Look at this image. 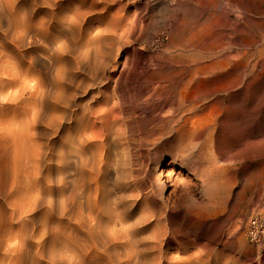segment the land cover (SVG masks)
Instances as JSON below:
<instances>
[{
    "label": "rangeland",
    "instance_id": "rangeland-1",
    "mask_svg": "<svg viewBox=\"0 0 264 264\" xmlns=\"http://www.w3.org/2000/svg\"><path fill=\"white\" fill-rule=\"evenodd\" d=\"M179 1L155 0L145 4L139 2V0H65L62 6L63 12L57 15L58 18H64L65 15L67 17L64 31H62L63 29L57 32L51 31L53 35L51 37L55 36L56 39L53 38L52 40L50 53L62 56L61 59L64 62L66 61V65L62 63L63 68H66L64 72H68L67 74L71 72L70 75L74 78V81L86 79V77L90 76L89 73L93 71L100 78H104V83L110 85L108 95L109 97L111 96V102H115L116 106L120 104L118 105L120 108L116 107L118 112L121 111L119 116L123 113L125 116L122 115L120 117L124 118L127 116V119L124 118L126 121L119 117V120H122L126 126H123L122 121L116 123L114 126L115 135L113 134L109 139L108 147H101L104 149L103 152H101L102 149L100 150V147L97 146L98 148H96L94 145H86V147L81 148L77 143L75 148L76 150H82L80 151V157L84 154L83 159H81L84 163H89V165H91L92 160L90 159H92V155H94L96 160L101 153L102 157H105L106 168L103 167L104 169L100 176V180H104V182L101 181L102 185L108 187H104V189L102 187L103 191L100 194V196H105L106 194L103 197L107 199L101 197L102 201L105 200V204L110 200L116 202L115 199L123 195L121 191L125 190L123 196L130 194L132 197L133 193L138 195L137 197H135L136 195L133 196L132 200L128 198L130 196H126L128 199L126 197L125 199L123 198L125 210L126 212L130 210L128 211L129 213L127 212L130 216L138 217L139 215L137 214L139 213L141 215L151 212L152 215L161 217L159 224H165V228L161 230H166L168 237L161 246L162 254H160V257L161 255L163 257H161L160 264H264V246H256L249 243L245 235L246 223L250 216L255 213L264 216V0H204V3L201 0L197 4V9L188 14L179 9ZM34 2L39 1L34 0ZM32 3L33 0H18L15 4H17V8L23 6L25 9L32 10L31 8H33L34 4ZM0 9H3L0 10V18H2L1 16L5 15L6 12V0H0ZM35 9L38 12L32 18L33 20L29 22L31 24L29 36L31 35V41H34L35 45L27 47L26 51L28 53L31 52L29 54L32 56L35 54L34 60H38V62L33 60L31 62L32 67L25 66V68H30L31 72H35L34 74L41 73L40 75H43V73H47L46 68H48L46 66L48 63L44 60L47 58L46 56L44 57V53L47 50L36 34L39 33V26L42 23L41 19L44 17L46 10L39 5ZM70 20L73 22H69ZM206 23L208 26L204 25ZM33 24L34 27H32ZM97 29L98 31H95ZM71 30H73L74 34L70 32ZM165 30L169 32L168 41L160 49H153L151 43L154 37ZM79 32L83 33L79 35ZM85 32L90 34V36H84ZM96 33L99 35L97 34L96 36ZM80 37L82 38L80 39ZM58 41H61L60 45ZM86 41L87 43H84ZM61 43L66 46L64 47ZM61 45L63 47H60ZM70 45L77 47V51H75L77 53L73 51L75 47H71L73 48L71 49ZM59 47L60 49L63 48L62 52L58 50ZM8 48L10 51L6 54L9 56L6 55L4 57L6 59L2 61L10 66L14 62L19 65L15 59L18 58L19 50V54H21L24 49L13 46ZM64 48H66V52ZM11 52L13 59L10 57ZM75 59L77 61L81 60V66L83 67L76 70L74 68ZM41 61L42 63H39ZM33 62L36 67H34ZM68 63L70 66H68ZM25 64L30 65L28 60ZM43 64H46V67ZM92 67L93 70L90 69ZM217 69L220 71H217ZM77 77L80 79H77ZM234 77H237V80ZM4 81L9 90H12L9 93L16 95L15 91L17 88L14 85L9 86V78H3L2 82L4 83ZM210 81L215 82L213 84ZM232 81L237 83L235 84L234 82V86H231L233 85ZM65 82L60 85L63 84L64 89L68 88L70 90V82ZM185 82L189 83L190 87ZM3 83H0V85L1 87L3 86L2 93L4 92L6 95L0 94V109L2 107V111L0 110V264H60L61 261L66 260H73L75 264L80 260L81 264H85V262L86 264H107V262L109 264H116L115 262L117 264H130L132 260L124 262L125 259L122 258L124 256L122 241L116 244L117 248L116 245L113 246L116 252H122L120 256L118 253H114L115 251H112V246V249H110L111 247L108 248L112 252H109L110 254L106 253L107 256H111H109L110 258L106 254L104 256V252L98 253L95 259H91L93 263L90 260L92 257L78 259L79 256L72 255L77 246L72 243L73 237L70 236V226H73V222L68 214L70 208L68 205L69 197L73 185L76 186L77 193L82 188L79 183L83 180V177L86 180L89 177L90 166L85 163L86 168L84 163H82L84 166L81 164L80 157H77L79 155L76 156L79 159L75 157L79 151L75 154L72 152L74 156L72 155L70 148L73 147L70 146L69 148V145H67L71 143L66 142L68 133L64 131L67 128V123L62 124L63 128L66 127L65 129L61 127L64 132L60 129V131L58 130L59 132L57 131L58 133H55V128L48 129L44 123L41 125L40 121L39 124L34 126L36 128L34 129L41 138L36 135L33 136L34 140L36 139L35 142L43 146H46L47 143L49 146L51 145L49 149L51 153L46 152L47 154L43 158V165L41 164L40 175H38L37 179L38 184H36L33 177L34 174L30 173L31 162H25L27 157L24 160L23 156H26L24 150L27 149V146L22 143V136L20 135L22 133L18 134L22 130V128H19L25 126L23 125L24 123H22L23 126L20 124L19 119H22V115L19 113L21 111L19 106L21 108L26 98H24L25 96L22 97L23 100H21L23 102L17 98V100L15 99L16 102L14 98L11 101V95H8V89L5 88L7 86L2 85ZM180 83L183 84L181 85ZM228 83L230 84L229 86ZM179 86L181 88H178ZM103 89L100 88L98 90ZM13 91L14 93H12ZM77 96L79 97H76V101L82 97L81 94ZM8 99L9 101H7ZM220 99L223 102L218 101ZM181 103L183 105H179ZM124 106L127 110L124 109ZM210 107L212 108L210 109ZM254 108L259 110L256 111ZM128 110L131 111L129 112ZM127 111L128 113L126 114ZM189 118L192 119L190 120ZM7 121L10 124L14 121L17 122L9 125L6 124ZM171 121L174 122L172 123ZM175 121H178V123ZM197 123L203 129L201 130V135L188 137L185 134L186 131L192 126H198ZM18 124L20 126L17 129ZM183 124H185V130L183 129L185 128ZM204 125L207 126V130ZM178 128L183 129L180 134L182 137L174 134ZM157 129L158 132H155ZM148 130L151 133H148ZM204 130L206 131L204 132ZM157 133L162 134V138L166 140L162 145L166 144L167 146L158 145V147L154 146L153 148L152 144L156 142V139L153 138H157ZM206 135H208L209 139ZM50 136L53 137L51 140ZM118 136H121L120 139L122 138L120 141ZM144 139L146 140L144 141ZM167 139L172 143H167ZM174 141L177 145H174ZM148 142L150 143L149 145ZM112 143H116L117 147ZM169 144L172 146H169ZM76 145L79 147H76ZM113 145L115 146L114 150ZM206 145H210V147ZM66 147H68V150L62 154V150L66 149ZM87 147L89 148L86 149ZM91 147L96 148L98 151L93 148L92 150L94 153L96 151L99 154H92L93 151L90 153ZM54 150L55 152H53ZM58 150H61L60 153ZM108 151L110 153L112 151L114 155L110 153L109 155ZM63 155L65 157L69 156L71 164L68 158ZM86 156L87 158L90 157V159L88 158L90 162H88ZM107 157L109 159L106 160ZM59 160H63V164ZM73 160L76 162L74 163ZM111 162L114 163L111 164ZM64 164H69V168L66 165L63 166ZM115 164H118V166ZM128 164L131 166L129 165L128 167ZM70 165H74V167ZM80 165L82 167L78 168ZM213 165L219 169L212 167ZM75 167L76 169L74 170L76 171L72 169ZM83 168H86L88 172L84 169L85 172ZM108 168H112L113 174L111 170L107 171ZM113 168L118 169L119 172ZM133 168L137 171L133 170ZM220 169L223 171H219ZM132 171L135 172L134 175H131ZM120 172L124 174L130 173L125 176ZM209 172H212V176L208 174ZM118 173L120 175L116 178L115 175H118ZM83 174L84 176L81 178L79 175L82 176ZM103 174L106 175H104L105 178ZM134 176L136 177L134 178ZM106 178H109V180L112 178V181ZM222 178H227L228 189H217V181L222 180ZM61 180L64 185L61 184ZM115 181L117 182V187ZM121 181L123 184H121ZM212 181H216L214 186ZM135 182L141 184V186H138L139 189L136 187L138 184ZM104 183H107V185ZM39 184L42 187V190L39 191L41 195L39 194L38 196L40 205L32 212L31 207H26L25 209V200L37 195ZM128 186L129 188H126ZM214 188L216 189L214 190ZM106 189L111 192L108 193L109 191ZM108 194L112 196L115 194L114 197L116 198ZM143 196L146 198H143ZM134 197L136 202H134ZM148 198L149 200L147 201ZM142 199L146 200L147 203L151 202L146 204ZM128 202L130 203L125 205ZM131 203H135V205ZM156 204L159 205L156 207ZM111 206L115 207L112 204ZM143 224L138 225L141 229L138 226L136 228L139 229L137 233L139 236L143 237L144 235L147 238L148 242L142 245L145 251L143 250V253L141 252L142 255L140 254V256L146 257L150 253L154 255L158 252V250H154L155 253L154 251L152 252L153 247L157 248L159 246V243L152 239L158 229L152 219H148L146 224ZM103 231L106 232L105 230ZM76 236L75 241L77 245H80L84 237V231L77 226ZM150 239L152 243H150ZM147 250L151 252L148 254ZM144 252L147 254H144ZM115 254L119 257H116ZM114 256L115 258H112Z\"/></svg>",
    "mask_w": 264,
    "mask_h": 264
},
{
    "label": "bare ground",
    "instance_id": "bare-ground-1",
    "mask_svg": "<svg viewBox=\"0 0 264 264\" xmlns=\"http://www.w3.org/2000/svg\"><path fill=\"white\" fill-rule=\"evenodd\" d=\"M18 1V0H17ZM17 1L16 0H6V12H5V15H3V16H1L2 18H0V83H3L2 82V79L3 78H9V86H13L14 85V87H16L17 88V90L15 91V93H16V95L15 94H10L11 93V91L9 90V88H8V86L7 85H5V81H4V83L2 84V85H5V86H7V87H5V88H7L8 89V91H7V93H9L8 95L10 96L11 95V97H10V99H11V101H13L12 100V98H14V100L17 98L18 100H21L22 99V97L23 96H25L24 98H26V100H25V102H23L22 100V106H21V108H20V106H19V109L21 110V111H19V113H21L20 115H22V119H19L20 120V124H21V126H23V125H25V126H23V127H20L19 128V124L17 125L18 127H17V129L19 128V129H21L22 128V130L21 131H19V133L18 134H20V133H22V134H20L21 136H22V143H24L27 147V149L26 150H24L25 151V154H26V156L25 155H23L24 156V160H25V157H27V160H25V162L26 161H30L31 162V165H30V167H31V174H34V178H35V182H36V184H38V181H37V179H38V175H40V170H41V164H42V161H43V158H44V156L49 152V153H51V150H49L50 149V146L48 145V143L46 144V146H43L42 144H38V143H36L35 141H36V139L34 140V137L33 136H36V135H38L39 136V134L36 132V128L34 127V126H36V124H39L40 123V121H41V125H42V123H44L45 124V126H47V128L48 129H50V128H52L53 127V129L55 128V133H58L59 131H60V129H61V127L63 126L62 124L63 123H67V128L66 127H62L63 129H65L66 128V130H64V131H66L67 133H68V136H67V138H66V142L67 143H71V144H67V145H69V148H70V146L71 147H73V148H70L71 149V153L72 152H74V154L75 153H77V151H79V153L78 154H76L75 155V157L77 156V155H79V156H77V157H80V151H82L81 149L80 150H76V148H75V144H77L78 143V145L79 146H81V148H83V147H86V145L88 146V145H94V147H96V148H98V147H100V150L102 149V151L101 152H103V148H101V147H105V146H109L108 144V141H110L109 139L113 136V134H114V126L116 125V123L118 122V121H122V120H119V117L120 116H122V115H124V113L122 114V115H120L119 116V113H121V111H117L118 109L116 108V107H118V105H120V104H118L117 106H116V103L114 102H111V100H110V97H109V95H108V90H109V88H110V85L108 84V83H104V78H100V76H98L97 74H95V73H93V72H91V73H89L90 74V76H89V74H88V76L89 77H86V79H82V80H79V81H74V78L73 77H71V72H70V74H67L66 72H64V70L66 69H64L63 68V65H62V63H64L65 65H66V61L64 62V60H62L61 59V57L62 56H59V55H56V54H54V55H52V53H50V51L52 50V40H53V38H55L56 39V37L54 36L53 38L51 37V31H54V32H57V31H60V29L62 30V31H64V27H65V20H67V17H66V15H65V17L64 18H58V14L60 13H62L63 11H62V6H63V3L65 2V0H36V1H39V2H34V0H33V8H31L32 10H28L27 8L25 9L23 6H20V7H18L17 8V4H15V3H17ZM5 4V3H4ZM37 5H39V6H41L42 8H44L46 11L44 12V17L41 19L42 20V23H41V26H39V33H37L36 34V36L39 38V40L45 45V48H46V50H47V52H48V54H46L47 52H45L44 53V57L46 56L47 58H45L44 60H46V62L48 63V65H46L48 68H50L49 70H48V68H46L47 69V73H43V75H40V74H34L35 72L33 71V72H31L30 71V68L32 67L31 65H32V61L35 59V54H34V56H32L31 54H29V53H31V52H29L28 53V51H26V48L27 47H31V46H34L35 45V42L34 41H31V35L29 36V29H30V27H31V24L29 23V22H31V20H33L32 18L36 15V12H38L36 9H35V7H37ZM32 6V5H31ZM77 7V6H76ZM74 8V7H73ZM78 8V7H77ZM0 10H3V9H0ZM18 10H19V12H18ZM64 10V9H63ZM4 11H5V9H4ZM80 12H81V10H80ZM78 13V12H77ZM2 15V14H1ZM76 17V16H75ZM30 20V21H29ZM68 20H69V18H68ZM73 20H74V18H73ZM39 21V20H38ZM75 21H77V20H75ZM69 22H71V20L69 21ZM73 22V21H72ZM71 22V23H72ZM83 22V21H82ZM79 23V22H78ZM84 23V22H83ZM70 25V24H69ZM80 25V24H79ZM32 27H34V24H33V26ZM80 27V26H79ZM67 28V27H66ZM33 29V28H32ZM82 30V29H81ZM76 31V30H75ZM78 31V30H77ZM85 31V30H84ZM93 31V30H92ZM95 31H98V29L97 30H95ZM31 32V31H30ZM71 33H73L74 34V32H73V30H71L70 31ZM69 32V33H70ZM78 33V32H77ZM83 33V32H82ZM82 33H80L79 32V35H81ZM86 33V32H85ZM84 33V36H90V34H85ZM90 33V32H89ZM99 33H101V32H99ZM68 34V33H67ZM72 34V35H73ZM97 34L98 33H96V36H97ZM76 35V34H75ZM78 35V34H77ZM76 35V36H77ZM78 35V36H79ZM99 35V34H98ZM53 36V35H52ZM59 36V35H58ZM70 36H71V34H70ZM95 36V37H96ZM72 37H74V36H72ZM71 37V38H72ZM92 37H94L93 35H92ZM82 37H80V39H81ZM100 38V37H99ZM90 39V38H89ZM93 39V38H92ZM34 40H36V39H34ZM57 40H59V39H57ZM69 40H71V39H69ZM75 40V39H74ZM85 40H87V39H85ZM95 40V39H94ZM97 40V39H96ZM72 41V40H71ZM70 41V42H71ZM75 41H77V40H75ZM91 41V40H90ZM97 41H99V40H97ZM57 42V41H56ZM60 42L61 41H58V43H59V45H60ZM63 42V41H62ZM74 42V41H73ZM77 43V42H76ZM78 43H79V41H78ZM77 43V44H78ZM80 43H82V42H80ZM84 43H87V41L86 42H84ZM62 44V43H61ZM41 45V44H40ZM62 45H64V44H62ZM60 46V47H63V46ZM76 45V44H75ZM9 46H13V47H15V48H22V49H24L23 51H22V53L21 54H19L20 53V50H19V53H18V58L17 59H15V61H18V63H19V65H17L15 62V64L13 63V65H8V64H5L2 60L4 59V57L7 55L6 53L7 52H9L10 51V49L8 48ZM66 45H64V47H65ZM79 46V45H78ZM85 46H86V44H85ZM60 47H59V49L58 50H61V52H62V49L63 48H61L60 49ZM69 47V46H68ZM71 47H75V46H71L70 45V48ZM81 47V46H80ZM98 47V46H97ZM14 48V49H15ZM76 48L77 47H75V50H73L74 52L75 51H77L76 50ZM99 48V47H98ZM55 49V48H54ZM71 49H73V48H71ZM78 49H80L79 47H78ZM12 50V49H11ZM28 50V49H27ZM17 51V50H16ZM64 51L66 52V48H64ZM68 51V50H67ZM87 51V50H86ZM35 53V52H34ZM64 53V52H63ZM75 53H77V52H75ZM97 53V52H96ZM15 54V53H14ZM46 54V55H45ZM60 55H61V53H59ZM67 54H69L68 52H67ZM84 54V53H83ZM30 55V56H29ZM66 55V54H65ZM74 55V54H73ZM82 55V54H81ZM7 56H9V55H7ZM37 56V55H36ZM67 56V55H66ZM10 57L13 59V56H12V52H11V55H10ZM38 57H39V55H38ZM37 57V58H38ZM6 59V58H5ZM4 59V60H5ZM9 59V58H8ZM84 59V58H83ZM27 60H28V64H30L29 66L28 65H26L25 63H27ZM66 60V59H65ZM68 61H69V59H67ZM71 60V59H70ZM9 61H11V60H9ZM40 61V60H39ZM72 61V60H71ZM13 62V61H12ZM34 62H38V60L36 61V60H34ZM33 62V63H34ZM39 63H42V61L41 62H39ZM38 63V64H39ZM84 63V62H83ZM10 64H12L11 62H10ZM37 64V65H38ZM34 65H35V63H34ZM44 65V64H43ZM44 65V67H46ZM88 66H89V64H87ZM25 66H27V67H30L29 69L28 68H25ZM68 66H70L69 65V63H68ZM216 66V65H215ZM34 67H36V65L34 66ZM33 67V68H34ZM43 67V66H42ZM41 67V68H42ZM52 67V68H51ZM81 67H83V66H81V60L79 61H77V59H75V64H74V68L77 70V69H80ZM210 67V66H209ZM222 68H224V67H222ZM45 69V70H46ZM71 69V68H70ZM91 70H93V67L92 68H90ZM210 69H212V68H210ZM44 70V69H43ZM222 70V69H221ZM66 71H68V70H66ZM212 71V70H211ZM217 71H220V70H218L217 69ZM80 72V71H79ZM78 72V73H79ZM216 72V71H215ZM234 73V72H233ZM73 76V75H72ZM74 77H75V75H74ZM235 78V77H234ZM237 78V77H236ZM235 78V79H236ZM77 79H80L79 77H77ZM242 79V78H241ZM70 82V84H69V86L71 87H69V89L70 90H68V88L67 89H64V87L62 86V85H60L61 83H63V82H68V81ZM76 80V79H75ZM222 80H224V79H222ZM237 80V79H236ZM239 80V79H238ZM181 81V80H180ZM228 81V80H227ZM7 82V81H6ZM65 82V83H66ZM188 82V81H187ZM187 82H185V83H187ZM192 82V81H191ZM194 82V81H193ZM210 82H212V81H210ZM215 82V81H214ZM214 82H212L213 84H214ZM229 82V81H228ZM235 82V84L237 83L236 81H234ZM234 82L232 81V83H233V85H231V86H234ZM115 83V82H114ZM230 83V82H229ZM228 83V86L230 85ZM7 84V83H6ZM178 84V83H177ZM181 84V83H180ZM183 84V83H182ZM181 84V85H182ZM188 85H189V83H187ZM186 84V85H187ZM193 84V83H192ZM207 84H209V83H207ZM221 84H223V83H221ZM220 84V85H221ZM242 84V83H241ZM15 85H17V86H15ZM179 85V84H178ZM212 85V84H211ZM114 86V85H113ZM113 86H112V88H113ZM185 86V85H184ZM193 86V85H192ZM207 86V85H206ZM227 86V87H228ZM3 87V86H2ZM1 87V85H0V94L2 93V88ZM14 87H12V88H14ZM173 87V86H172ZM189 87H190V85H189ZM210 87V86H209ZM217 87V86H216ZM221 87V86H220ZM226 87V88H227ZM65 88H66V86H65ZM100 88H104L103 90H98V89H100ZM178 88H181L180 86L178 87ZM97 89V90H96ZM161 89V88H160ZM166 89V88H165ZM198 89V88H197ZM222 89V88H221ZM224 89V88H223ZM241 89V88H240ZM4 90H6V89H4ZM3 90V91H4ZM113 90H114V88H113ZM113 90H112V93H113ZM167 90V89H166ZM184 90H185V88H184ZM183 90V91H184ZM187 90V89H186ZM199 90V89H198ZM214 90H216V89H214ZM181 91H182V89H181ZM223 91V90H222ZM241 91V90H240ZM177 92V91H176ZM186 92V91H185ZM12 93H14V91L12 92ZM190 93V92H189ZM214 93V92H213ZM235 93V92H234ZM241 93V92H240ZM3 94H5L4 92L1 94V95H3ZM79 94H81L82 95V97L79 99V100H75L76 99V97H79V96H77V95H79ZM111 94V93H110ZM116 94V93H115ZM6 95V94H5ZM4 95V96H5ZM14 95V96H13ZM112 95H114V94H112ZM185 95V94H184ZM243 95V94H242ZM8 96V97H9ZM115 96V95H114ZM122 96V95H121ZM248 96V95H247ZM123 97H126V96H123ZM168 97V96H167ZM180 97H181V95H180ZM183 97V96H182ZM185 97V96H184ZM192 97V96H191ZM7 98V97H6ZM20 98V99H19ZM117 98V97H116ZM197 98V97H196ZM217 98V97H216ZM243 98V97H242ZM4 99H5V97H4ZM4 99H3V101H4ZM16 99V100H17ZM112 99V98H111ZM133 99V98H132ZM16 100H15V102H16ZM113 100V99H112ZM127 100V99H126ZM125 100V101H126ZM217 100V99H216ZM7 101H9V99L7 100ZM20 101V102H21ZM117 101V100H116ZM128 101V100H127ZM218 101H222L221 99L220 100H218ZM120 102V101H119ZM123 102V101H122ZM223 102V101H222ZM221 102V103H222ZM241 102V101H240ZM260 102V101H259ZM258 102V103H259ZM3 103H6V102H3ZM12 103H14V102H12ZM121 103V102H120ZM174 103V102H173ZM183 103V102H182ZM179 104V105H183V104ZM203 103V102H202ZM220 103V102H219ZM255 103V102H254ZM258 103H257V105H258ZM128 104V103H127ZM242 104H243V102H242ZM3 105V104H2ZM8 105V104H7ZM19 105V104H18ZM21 105V104H20ZM121 105H123V104H121ZM240 105V104H239ZM256 105V104H255ZM255 105H253V106H255ZM260 105V104H259ZM128 106V105H127ZM133 106H134V104H133ZM192 106V105H191ZM205 106V105H204ZM215 106V105H214ZM244 106V105H243ZM7 107V106H6ZM122 107V106H121ZM125 107V106H124ZM129 107H130V105H129ZM132 107V106H131ZM181 107V106H180ZM209 107V106H208ZM239 108H240V106H238ZM12 108V107H11ZM118 108H120V106L118 107ZM135 108H138V107H135ZM156 108V107H155ZM212 107H210V109H211ZM1 109H2V107H1ZM0 109V110H1ZM124 109H126V107L124 108ZM123 108H122V110H124ZM130 109V108H129ZM243 109V108H242ZM3 110H5V109H3ZM127 110V109H126ZM132 110V109H131ZM130 110V111H131ZM135 110V109H134ZM191 110H193V109H191ZM202 110H203V108H202ZM201 110V111H202ZM206 110V109H205ZM244 110V109H243ZM242 110V112H244ZM253 110V109H252ZM254 110H256V111H258L256 108H254ZM2 111V110H1ZM5 111H7V110H5ZM4 111V112H5ZM16 111H17V109H16ZM129 111V110H128ZM128 111L126 112V114L128 113ZM129 111V112H130ZM153 111V110H152ZM194 111V110H193ZM118 112V113H117ZM124 112H125V110H124ZM211 112V111H210ZM19 113H18V115H19ZM132 113V112H131ZM134 113V112H133ZM176 113V112H175ZM202 113V112H201ZM226 113V112H225ZM170 114V113H169ZM200 114V113H199ZM228 114V113H227ZM243 114V113H242ZM133 115V114H132ZM172 115V114H171ZM256 115V114H255ZM125 116V115H124ZM199 116V115H198ZM168 117V116H167ZM166 117V118H167ZM255 117V116H254ZM256 117H257V115H256ZM121 119L123 118V117H120ZM124 118H126L127 119V116L126 117H124ZM123 118V119H124ZM146 118V117H145ZM170 118V117H169ZM171 118H172V116H171ZM226 118H227V116H226ZM163 119H165V118H163ZM163 119H162V122H163ZM168 119V118H167ZM185 119H187V118H185ZM190 119V118H189ZM188 119V120H189ZM192 119V118H191ZM190 119V120H191ZM195 119V118H194ZM193 119V120H194ZM224 119V118H223ZM228 119H229V117H228ZM254 119V118H253ZM256 119V118H255ZM21 120H23L22 122H21ZM125 120V119H124ZM156 120V119H155ZM173 120V119H172ZM178 120V119H177ZM197 120V119H196ZM126 121V120H125ZM129 121V120H128ZM151 121V120H150ZM178 121H180V120H178ZM178 121H175V122H177L178 123ZM210 121V120H209ZM228 121V120H227ZM250 121V120H249ZM15 123L17 122V121H14ZM14 122H11V124L12 123H14ZM123 122V121H122ZM121 122V123H122ZM156 122V121H155ZM172 123L174 122V121H171ZM183 122V121H182ZM185 122V121H184ZM256 122V121H255ZM257 122H258V119H257ZM14 123V124H15ZM22 123H24L23 125H22ZM121 123H119V124H121ZM141 123V122H140ZM152 123V122H151ZM154 123V122H153ZM157 123V122H156ZM167 123H170V122H167ZM171 123V124H172ZM177 123H175L176 125H177ZM187 123H188V121H187ZM190 123V122H189ZM224 123V122H223ZM6 124H9V125H11L10 124V122H6ZM150 124V123H149ZM148 124V125H149ZM180 124V123H179ZM196 124V123H195ZM199 124H202V123H199ZM126 126V124H124V122H123V126ZM161 125V124H160ZM181 125V124H180ZM184 125V127H185V124H183ZM197 125H198V123H197ZM214 125V124H213ZM7 126V125H6ZM13 126V125H12ZM128 126V125H127ZM146 126V125H145ZM155 126V125H154ZM154 126H153V128H154ZM163 126V125H162ZM175 126V125H174ZM189 126V125H188ZM204 126H206V125H204ZM204 126H202V127H204ZM117 127H118V125H117ZM121 128H122V126H120ZM129 127V126H128ZM127 127V128H128ZM166 127V126H165ZM35 128V129H34ZM44 128V127H43ZM205 128V127H204ZM208 128H211V127H208ZM1 129V128H0ZM63 129H61L62 131H63ZM126 129V128H125ZM151 129H152V127H151ZM150 129V130H151ZM173 129H174V127H173ZM184 130L186 129V127L185 128H183ZM182 128H178V129H176L175 130V135H179L180 136V134H181V132H182V130H183ZM59 130V131H58ZM144 130V129H143ZM143 130H142V134H143ZM162 130H165V129H162ZM170 130H171V128H170ZM189 130V131H188ZM187 131H186V135L188 136V137H196L197 135H201V130H203V129H201V127H200V125H198V126H192L191 128H189ZM206 130H207V126H206ZM206 130H204V132L206 131ZM1 131V130H0ZM3 131V130H2ZM35 131V132H34ZM39 131V130H38ZM53 131V130H52ZM58 131V132H57ZM63 131V132H64ZM126 131H127V129H126ZM126 131H125V134H126ZM130 131V130H129ZM149 131V130H148ZM166 131V130H165ZM209 131V130H208ZM48 132V131H47ZM155 132H158V129H157V131H155ZM169 132V131H168ZM203 132V131H202ZM1 133V132H0ZM6 133V132H5ZM16 133V132H15ZM37 133V134H36ZM52 133H54V132H52ZM117 133H119V132H117ZM144 133H145V131H144ZM148 133H151V131H149ZM154 133V132H153ZM162 133V132H161ZM165 133V132H164ZM171 133H172V131H171ZM210 133V132H209ZM208 133V134H209ZM213 133V132H212ZM222 133V132H221ZM17 134V133H16ZM18 134H17V136H18ZM41 134V133H40ZM140 134V133H139ZM147 134V133H146ZM167 134V133H166ZM5 135V134H4ZM48 135H50V134H48ZM53 135H55V134H53ZM115 135V134H114ZM118 135H120V134H118ZM157 135V138L156 137H154L153 139H156V142L154 143V144H152V146H153V148H154V146H157L158 147V145L160 146V145H162L163 143H165V138H162V134H156ZM168 135V134H167ZM171 135V134H170ZM183 135V134H182ZM209 135H211V134H209ZM17 136H15L16 137V139H18V137ZM20 136V137H21ZM43 136V135H42ZM52 136V135H51ZM50 136V140H51V138H53V137H51ZM56 136V135H55ZM122 136V135H121ZM121 136H118L119 137V141L122 139H120V137ZM142 136V135H141ZM140 136V137H141ZM148 136H150V135H148ZM174 136V135H173ZM207 136V138H208V135H206ZM40 137V136H39ZM44 137H46V136H44ZM44 137H42V138H44ZM48 137V136H47ZM115 137H117V136H115ZM146 137V136H145ZM169 137H171V136H169ZM180 137H182V136H180ZM1 138V137H0ZM10 138V137H9ZM41 138V137H40ZM127 138V137H126ZM125 138V139H126ZM142 138H143V136H142ZM141 138V139H142ZM149 138V137H148ZM185 138V137H184ZM47 139H49V138H47ZM114 139V138H113ZM152 139V140H153ZM174 139H175V136H174ZM180 139V138H179ZM195 139V138H194ZM200 139V138H199ZM209 139V138H208ZM54 140V139H53ZM127 140V139H126ZM140 140V139H139ZM143 140V139H142ZM146 139H144V141H145ZM151 140V141H152ZM176 140V139H175ZM189 140V139H188ZM204 140V139H203ZM59 141V140H58ZM112 141V140H111ZM138 141V140H137ZM148 141V140H147ZM154 141V140H153ZM167 143H169L170 141L167 139ZM183 141V140H182ZM190 141H192L191 139H190ZM213 141V140H212ZM219 141V140H218ZM8 142V141H7ZM113 142V141H112ZM118 142V141H117ZM181 142V141H180ZM136 143V142H135ZM143 143V142H142ZM147 143V142H146ZM145 143V144H146ZM170 143H172V142H170ZM174 143H175V141H174ZM188 143H190V142H188ZM203 143V142H202ZM204 143H209V142H204ZM23 144V145H24ZM55 144V143H54ZM112 144H115V146H116V143H112ZM111 144V145H112ZM150 143L148 142V145H149ZM183 144H185V143H183ZM191 144H193V143H191ZM211 144V143H210ZM20 145V144H19ZM74 145V146H73ZM96 145V146H95ZM110 145V146H111ZM118 145V144H117ZM141 146H142V144H140ZM164 145H166V144H164ZM164 145H162V147L164 146ZM174 145H177L176 143L174 144ZM187 145H189V144H187ZM13 146V145H12ZM79 146H77L76 145V147H79ZM98 146V147H97ZM114 145L112 146L113 147V150L115 149L114 147H115ZM147 146V145H146ZM145 146V148H147ZM167 146V145H166ZM169 146H172V145H170L169 144ZM181 146V145H180ZM203 146V145H202ZM207 146V145H206ZM209 147H210V145H208ZM207 146V147H208ZM117 147V146H116ZM119 147V146H118ZM174 147V146H173ZM173 147H171V148H173ZM176 147V146H175ZM181 147H183V146H181ZM185 147V146H184ZM204 147H205V144H204ZM212 147V146H211ZM89 147H87L86 149H88ZM92 148L93 147H91V151L90 150H88V151H90V153L93 151L92 150ZM96 148H93V149H95L96 150ZM123 148V147H122ZM126 148V147H125ZM166 148V147H165ZM167 148H170V147H167ZM170 148V149H171ZM178 148H180L179 146H178ZM22 149V148H21ZM72 149H73V151H72ZM112 149V148H111ZM119 149V148H118ZM124 149V148H123ZM161 149V148H160ZM206 149H208V148H206ZM15 150V149H14ZM66 150H68V147H66V149H63L62 151V154L65 152L66 153ZM84 150V149H83ZM112 150V151H113ZM116 150H117V148H116ZM115 150V151H116ZM151 150H153V149H151ZM173 150H175V149H173ZM177 150V149H176ZM180 150V149H179ZM59 151V150H58ZM61 151V150H60ZM60 151H59V153H60ZM85 151V150H84ZM96 151H98V150H96ZM96 151H95V153H96ZM112 151H111V153L108 151V154L110 153V154H112ZM133 151V150H132ZM149 151H150V149H149ZM159 151V150H158ZM210 151V150H209ZM47 152V153H46ZM53 152H55V150L53 151ZM57 152V151H56ZM70 152V151H69ZM86 152V151H85ZM85 152H83V153H85ZM100 152V151H99ZM153 152V151H152ZM179 152V151H178ZM212 152V151H211ZM58 153V152H57ZM56 153V154H57ZM68 153V152H67ZM94 153V151L92 152V154ZM94 153V154H95ZM116 153V152H115ZM130 153V152H129ZM150 153H151V151H150ZM70 154V153H69ZM96 154H99V153H96ZM105 154V153H104ZM109 154V155H110ZM118 154V153H117ZM116 154V155H117ZM153 154V153H152ZM151 154V155H152ZM155 154V153H154ZM61 155V154H60ZM68 155V154H67ZM66 155V156H67ZM72 155H73V153H72ZM83 155L84 154H82V157H83ZM90 155V154H89ZM106 155H107V153H106ZM112 155H114V154H112ZM150 155V154H149ZM148 155V156H149ZM49 156V155H48ZM64 156V155H63ZM74 156V155H73ZM87 156H88V154H87ZM87 156H86V159L88 160V158L90 159V157H88L87 158ZM93 156V157H92ZM91 157H92V159H90V160H92L91 161V165H89V163L87 164L86 162V164L87 165H89L90 167H89V169H90V171L88 172V170L86 169L87 167H86V164L82 161V157H80V159H81V164L82 163H84V165H85V167L86 168H83V170L84 169H86L87 170V172L89 173H87L88 175H89V177H87V180H86V178H84L83 176H84V174L81 176V175H79L81 178L83 177V180H81V181H83L82 183H81V181H80V183L79 184H81V186L80 187H82L79 191H78V193H77V190H76V186H72V190H71V193H70V197H69V211H68V214H69V218H70V220L73 222V226H70V236L71 237H73V241H72V243H74L76 246H77V249L75 250V251H73L72 253V255H77V257H78V259H81V258H90V257H92V258H90V260L91 259H95V256H97V254L98 253H103L104 252V256H105V254L106 253H108V254H110L112 251L114 252L115 251V247H113V246H115L117 243H119V241L121 242L122 241V244L124 245V256H122V258L123 259H125V261L124 262H129V261H131V263H133V264H160V260H161V257H163L162 255H161V257H160V254H162L161 252H162V244L163 243H165V239L168 237V233H167V231L166 230H161V229H164L165 228V224L163 223L162 225L161 224H159L160 223V218H159V216H155L154 214L152 215V213L150 212H146V213H143V214H141L140 215V213L139 214H137V215H139L138 217H135V216H130L128 213V211H130V210H128L127 212H126V210H125V208L126 207H124V203H123V200L125 199V197L127 196H130V197H128L129 199L131 198V200H132V198H133V196H135V197H137L138 195L137 194H135V193H133V191L135 190L134 188H132V189H134L133 191H131L134 195H132V197H131V195L129 194V195H125V196H123L124 195V193L123 192H125V190L124 189H121V190H124L123 192L121 191V193L123 194V195H120V196H118L117 198L116 197H114V195L115 194H113V196L112 195H110V194H108V195H110V196H112V197H114V198H116L115 200H116V202L115 201H112V200H110V201H108L107 202V204H105L104 203V199H107V198H104L105 196H106V194H105V196L103 197V196H100V194L102 193V187H103V189H104V187H107V186H104V185H102L103 183H101V181L102 182H104V180H100V176H101V174H102V172H103V169L104 168H106L105 167V163H104V158L105 157H102V153H101V155L99 156V158L96 160L95 158H94V155H92ZM98 156V155H97ZM141 156V155H140ZM65 157V156H64ZM69 156H67V157H65V158H68ZM76 157V158H77ZM130 157V156H129ZM154 157V156H153ZM23 158V157H22ZM47 158V157H46ZM109 158H110V156H109ZM108 157L106 158V160L107 159H109ZM61 159H63V158H61ZM77 159H79V158H77ZM130 159V158H129ZM149 159V158H148ZM58 160V159H57ZM71 160H72V158H71ZM116 160H117V158H116ZM126 160H127V157H126ZM182 160V159H181ZM22 161V160H21ZM59 161H61V160H59ZM65 161V160H64ZM68 161H69V158H68ZM79 161V160H78ZM77 161V162H78ZM84 161H86V160H84ZM113 161V160H112ZM115 161V160H114ZM156 161H157V159H156ZM180 161V160H179ZM29 162V163H30ZM70 162V161H69ZM73 162H74V160H73ZM76 162V161H75ZM74 162V163H75ZM88 162H90L89 160H88ZM116 162V161H115ZM61 163L63 164V160L61 161ZM65 163H68V162H65ZM73 163V164H74ZM80 163V162H79ZM114 162H111V164H113ZM213 163V162H212ZM62 164H60V165H62ZM70 164H71V162H70ZM109 164V166H111L110 165V163H108ZM120 164H122L121 162H120ZM119 164V165H120ZM127 164V163H126ZM157 164V163H156ZM215 164V163H214ZM43 165V164H42ZM66 164H64L63 166H65ZM74 165H76V164H74ZM74 165L72 166V165H70V166H72V167H74ZM83 165V164H82ZM82 165H80V166H78V168H80V167H82ZM83 165V166H84ZM116 166H118V164H115ZM124 165H125V163H124ZM129 165L130 164H128V167H129ZM209 165V164H208ZM21 166V165H20ZM58 166V165H57ZM67 167L69 166V164L68 165H66ZM114 166V165H113ZM131 166V165H130ZM157 166V165H156ZM104 167V168H103ZM125 167V166H124ZM127 167V166H126ZM190 167V166H189ZM188 167V168H189ZM212 167H214V168H216L214 165L212 166ZM63 168H65V167H63ZM69 168V167H68ZM67 168V170L69 171V169ZM110 168V167H109ZM108 168V170L107 169H105V170H107V171H109V170H111L112 171V174H113V170H112V168L111 169H109ZM120 168H122V167H120ZM208 168V167H207ZM206 168V169H207ZM211 168V167H210ZM30 169V168H29ZM60 169H61V167H60ZM73 170L74 169H76V167L75 168H72ZM72 169H70L71 171H72ZM114 169V168H113ZM116 169V168H115ZM114 169V170H115ZM127 169V168H126ZM129 169V168H128ZM132 169V168H131ZM217 169V168H216ZM219 169V168H218ZM217 169V170H218ZM59 170V169H58ZM81 170V169H80ZM118 172H119V170L118 169H116ZM133 170H135L134 168H133ZM212 170V169H211ZM215 170V169H214ZM49 171H50V169H49ZM54 171H56V170H54ZM74 171H76V170H74ZM85 171V170H84ZM83 171V172H84ZM120 171H121V169H120ZM122 171H124L123 170V168H122ZM126 171H128V170H126ZM130 171V170H129ZM135 171H137V170H135ZM192 171V170H191ZM190 171V172H191ZM194 171V170H193ZM213 171V170H212ZM219 171H221V169L219 170ZM223 171V170H222ZM221 171V172H222ZM28 172V171H27ZM66 172V171H65ZM80 172V171H79ZM86 172V171H85ZM214 172V171H213ZM215 172H216V170H215ZM56 173V172H55ZM57 173H58V171H57ZM56 173V174H57ZM61 173V172H60ZM68 173V172H67ZM71 173V172H70ZM81 173V172H80ZM106 173V172H105ZM109 173V172H108ZM111 173V172H110ZM114 173H116V171H114ZM121 173V172H120ZM123 173V172H122ZM121 173V174H122ZM128 174L130 173V172H127ZM126 173V174H127ZM132 174L131 175H134V173L135 172H131ZM212 173V172H211ZM210 172L208 173V174H210L211 176H212V174H211ZM31 174H29V175H31ZM62 174V173H61ZM76 174H77V172H76ZM107 174V173H106ZM117 174V173H116ZM124 174V173H123ZM126 174H124L125 176H126ZM146 174V173H145ZM223 174V173H222ZM221 174V175H222ZM2 175V174H1ZM63 175H65V174H63ZM104 175L105 174H103V177H104ZM119 173H118V175H115L116 176V178L117 177H119ZM178 175V174H177ZM194 175V174H193ZM219 175V174H218ZM220 175V176H221ZM56 176V175H55ZM59 176H61L60 174H59ZM74 176H75V172H74ZM77 176V175H76ZM85 176H87V175H85ZM106 176V175H105ZM110 176H112V175H110ZM122 176V175H121ZM129 176V175H128ZM208 176V175H207ZM215 176V175H214ZM213 176V177H214ZM28 177V176H27ZM32 177V178H33ZM72 177V176H71ZM130 177V176H129ZM128 177V178H129ZM136 176H134V178H135ZM219 177V176H218ZM223 177V176H222ZM1 178V177H0ZM15 178V177H14ZM78 178V177H77ZM105 178V177H104ZM110 178V177H109ZM109 178H106V179H108L109 180ZM132 178V177H131ZM208 178V177H207ZM211 178V177H210ZM220 178V177H219ZM62 179H64L63 177H62ZM79 179V178H78ZM112 179V178H111ZM109 180V181H112V180ZM115 179V178H114ZM130 179V178H129ZM204 179V178H203ZM205 179H206V176H205ZM227 179V178H226ZM226 179H224V178H222V180H220V181H217L218 182V188L217 189H220V188H222V189H228V182L226 181ZM118 180H120L119 178H118ZM145 180V179H144ZM218 180V179H217ZM14 181V180H13ZM69 181V180H68ZM75 181H76V179H75ZM79 181H77V182H79ZM114 181V180H113ZM116 181H117V179H116ZM115 181V184L117 183ZM129 181V180H128ZM143 181V180H142ZM207 181H208V179H207ZM58 182V181H57ZM61 182H62V180H61ZM73 182V181H72ZM71 182V183H72ZM106 182H107V180H106ZM122 182V181H121ZM125 182H126V180H125ZM130 182H131V179H130ZM134 182V181H133ZM205 182V181H204ZM213 182V181H212ZM135 183H137L138 184V182H135ZM140 183V182H139ZM144 183V182H143ZM181 183H182V181H181ZM210 183H211V181H210ZM210 183H209V185H210ZM61 184H63V182L61 183ZM69 184H70V182H69ZM72 184H74V183H72ZM78 184V183H77ZM79 184H78V188H79ZM105 184V183H104ZM119 184V183H118ZM121 184H123V182L121 183ZM120 184V185H121ZM125 184V183H124ZM214 184H216V181L215 182H213V186H214ZM29 185V184H28ZM64 185V184H63ZM62 185V186H63ZM66 185V184H65ZM105 185H107V183L105 184ZM130 185H131V183H130ZM141 186V184H138L137 186H136V184H135V186L138 188V186ZM142 185H145V184H142ZM4 186V185H3ZM61 186V185H60ZM127 186V185H126ZM216 186V185H215ZM35 187V186H34ZM38 191H37V195H35V196H32V197H30V198H28L27 200H25V209H26V207H31V211L33 212L34 210H36V207H39V205H40V201H38L39 199H38V196H39V194L41 193V192H39L40 190H42V187H41V185L39 184L38 185ZM116 187H117V184H116ZM120 187V186H119ZM123 187V186H122ZM121 187V188H122ZM132 187V186H131ZM146 187V186H145ZM212 187V186H211ZM217 187V186H216ZM2 188V187H1ZM108 188V187H107ZM126 188H129V186L128 187H126ZM125 188V189H126ZM142 188V187H141ZM140 188V190H142ZM120 189V188H119ZM139 189V188H138ZM144 189V188H143ZM147 189V188H146ZM216 188H214V190H215ZM63 190V189H62ZM107 190V189H106ZM131 190V189H130ZM147 190H149V189H147ZM177 190V189H176ZM107 191H109V190H107ZM135 191H139V190H135ZM134 191V192H135ZM144 191H145V189H144ZM151 191V190H150ZM34 192V191H33ZM32 192V193H33ZM43 192V191H42ZM111 191H109L108 193H110ZM119 192V191H118ZM140 192V191H139ZM142 192V191H141ZM104 193V192H103ZM106 193V192H105ZM130 193V192H129ZM143 194H144V192H142ZM142 193H141V195H142ZM150 193V192H149ZM67 194V193H66ZM69 194V193H68ZM151 194V193H150ZM153 194V193H152ZM41 195V194H40ZM62 195H63V193H62ZM119 195V194H118ZM149 195V194H148ZM147 195V196H148ZM25 196V195H24ZM26 196H27V194H26ZM68 196V195H67ZM100 196V197H99ZM62 197V196H61ZM104 198L103 200L104 201H102V198ZM126 197V198H127ZM135 197H134V199H135ZM172 197V196H171ZM25 198V197H24ZM27 198V197H26ZM111 198V197H110ZM124 198V199H123ZM127 198V199H128ZM142 198V197H141ZM143 198H146V197H144L143 196ZM153 198V197H152ZM42 199V198H41ZM99 199H101V200H99ZM126 199V200H127ZM138 200V199H137ZM140 200V199H139ZM143 200V202H145L146 204H148V203H150V202H146V200L144 201V199H142ZM149 200V198L147 199V201ZM42 201V200H41ZM141 201V200H140ZM125 202V201H124ZM134 202H136V199H135V201ZM142 202V203H143ZM153 202V201H152ZM155 202V201H154ZM62 203V202H61ZM130 202H128V203H126L125 205H127V204H129ZM141 203V202H140ZM157 203V202H156ZM67 204V203H66ZM111 204L113 205V206H115V207H112L111 206ZM131 204H133V203H131ZM130 204V205H131ZM144 204V203H143ZM145 204V206H147ZM133 205H135V203L133 204ZM132 205V206H133ZM157 205H159V204H156V207H157ZM21 206V205H20ZM131 206V207H132ZM149 206V205H148ZM151 206V205H150ZM155 206V205H154ZM23 207V206H22ZM138 207V206H137ZM143 207V206H142ZM153 207V206H152ZM152 207H149V208H152ZM158 207H160V206H158ZM148 208V209H149ZM160 208H163V207H160ZM159 208V209H160ZM166 209V208H165ZM132 210H133V208H132ZM153 210V209H152ZM156 210H158L157 208H156ZM167 211V210H166ZM166 211H164V212H166ZM26 212V211H25ZM137 212V211H136ZM142 212V211H141ZM158 212V211H157ZM160 212H161V209H160ZM133 213V212H132ZM19 214H20V212H19ZM161 214V213H160ZM132 215H134V214H132ZM159 215V214H158ZM167 215H169V214H167ZM161 216H162V214H161ZM171 216V215H170ZM18 217V216H17ZM61 217V216H60ZM165 217V216H164ZM148 219H152V221L154 220L155 221V223H156V228L158 229V231H156V233H155V231H154V236L152 237V239L154 240V241H157L158 243H159V246L156 248V247H153L152 249V252L155 250V251H157L158 250V252H157V254H154V255H152L150 252H148V250L146 251V252H148V256H140V254H141V252L144 250L145 251V249L144 248H142L143 246L142 245H144L145 243H147L148 241H147V238L146 237H144V235H143V237H141V236H139L137 233L139 232V229L138 228H140L141 229V227L143 228V226H144V224L143 223H145L146 224V221L148 220ZM69 220V221H70ZM167 220V219H166ZM70 221V222H71ZM150 223V222H149ZM140 224H143L141 227L140 226H138V225H140ZM154 224V223H153ZM159 225V226H158ZM76 226L77 227H79V228H81L83 231H84V237L82 238V240H81V244L80 245H77V242L75 241V237H77L76 236ZM138 226V228H136ZM146 227V226H145ZM160 227V228H159ZM137 229H138V231H137ZM103 230H105L106 232H104ZM143 231V230H142ZM145 232V231H144ZM104 233H105V235H104ZM140 234V233H139ZM146 235V234H145ZM151 238V237H150ZM171 240V239H170ZM150 243H152V240L150 239ZM157 244V243H156ZM72 246V245H71ZM113 247V249H112V247ZM111 247V248H110ZM119 247V246H118ZM108 248H110V249H112V251L110 252L109 251V249ZM116 248H117V245H116ZM123 248V247H122ZM66 249V248H65ZM73 249V248H72ZM117 250V249H116ZM155 251H154V253H155ZM110 252V253H109ZM120 252V251H119ZM114 253H118V252H114ZM143 253V252H142ZM119 254V256L122 254V252L121 253H118ZM144 254H147V253H145L144 252ZM63 255V254H62ZM111 255H113V254H111ZM142 255V254H141ZM106 256H107V254H106ZM110 255H108L107 257H109ZM115 256L116 257H119V256H117L116 254H115ZM115 256L114 257H112V258H115ZM56 257V256H55ZM100 257V256H99ZM98 257V258H99ZM102 257V256H101ZM111 257V256H110ZM109 257V258H110ZM72 258V257H71ZM97 258V259H98ZM104 258V257H103ZM52 259V258H51ZM74 259V258H73ZM75 259H76V257H75ZM100 259H102V258H100ZM100 259H99V261H100ZM60 260H61V258H60ZM69 260H71V259H69ZM111 260V259H110ZM115 260V259H114ZM118 260V259H117ZM59 261V260H58ZM84 261V260H83ZM88 262H89V260H87ZM94 261V260H93ZM98 261V263H100ZM108 261V260H107ZM116 261V260H115ZM120 261V260H119ZM57 262V261H56ZM60 262V261H59ZM111 262V261H110ZM114 262V261H113ZM91 263H93L92 262V260H91ZM116 264H117V262H115ZM130 263V264H131ZM60 264H75V262H73V260L72 261H61L60 262ZM77 264H81V260L80 261H77ZM85 264H86V262H85ZM103 264V263H102ZM107 264H109L108 262H107ZM110 264H112V263H110ZM121 264V263H120ZM126 264V263H125Z\"/></svg>",
    "mask_w": 264,
    "mask_h": 264
},
{
    "label": "built area",
    "instance_id": "built-area-1",
    "mask_svg": "<svg viewBox=\"0 0 264 264\" xmlns=\"http://www.w3.org/2000/svg\"><path fill=\"white\" fill-rule=\"evenodd\" d=\"M155 0H139L145 4L151 3ZM169 1V0H162ZM169 39V32L167 30L162 31L156 35L151 43L153 49H160L164 43ZM245 235L249 243L256 246H264V216L259 213H255L250 216L246 223Z\"/></svg>",
    "mask_w": 264,
    "mask_h": 264
},
{
    "label": "crops",
    "instance_id": "crops-1",
    "mask_svg": "<svg viewBox=\"0 0 264 264\" xmlns=\"http://www.w3.org/2000/svg\"><path fill=\"white\" fill-rule=\"evenodd\" d=\"M201 0H180L179 1V9L183 10L184 13L188 14L191 13L192 11L197 9V4L200 2ZM204 0H202L203 2ZM204 3V2H203ZM201 3V4H203ZM206 11H208V9H206ZM205 26H208V24H204Z\"/></svg>",
    "mask_w": 264,
    "mask_h": 264
}]
</instances>
